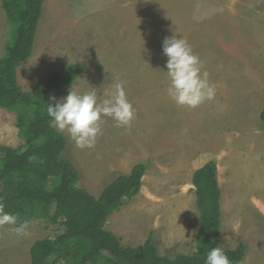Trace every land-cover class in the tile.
<instances>
[{"label": "rangeland", "instance_id": "rangeland-1", "mask_svg": "<svg viewBox=\"0 0 264 264\" xmlns=\"http://www.w3.org/2000/svg\"><path fill=\"white\" fill-rule=\"evenodd\" d=\"M172 36L184 37L199 56L216 88L214 100L190 109L169 97L162 44ZM9 37L0 0V59ZM70 65L84 68L72 85L79 94L95 91L99 101L121 84L136 114L127 129L102 117L92 149L77 148L62 133L64 155L80 171L79 187L99 197L118 176L138 164L148 167L139 195L106 229L125 247L152 236L162 256L192 255L201 228L193 177L215 161L223 194L221 247L245 243V264H264V0H46L19 84L31 91ZM24 144L16 115L0 108V145ZM54 213L52 206L30 222L24 236L10 225L0 228V264H31L38 240L64 233L63 219L51 220Z\"/></svg>", "mask_w": 264, "mask_h": 264}, {"label": "trees", "instance_id": "trees-1", "mask_svg": "<svg viewBox=\"0 0 264 264\" xmlns=\"http://www.w3.org/2000/svg\"><path fill=\"white\" fill-rule=\"evenodd\" d=\"M10 27L6 55L0 59V108L14 113L25 144L0 145V202L5 212L29 223L54 206L51 220L63 219L66 231L55 240H38L31 248V264H205L206 255L222 243V191L218 165L208 162L193 177L201 228L192 255L162 256L151 236L145 244L125 247L106 229L109 218L126 201L139 195L148 167L136 165L118 176L95 197L79 187L80 171L64 152L65 135L50 126V97L64 96L84 71L70 65L49 74L31 91L18 81V69L34 52L46 0H1ZM54 106V103H53ZM264 122V110L261 114ZM231 264H245L247 245L225 250Z\"/></svg>", "mask_w": 264, "mask_h": 264}, {"label": "clouds", "instance_id": "clouds-1", "mask_svg": "<svg viewBox=\"0 0 264 264\" xmlns=\"http://www.w3.org/2000/svg\"><path fill=\"white\" fill-rule=\"evenodd\" d=\"M162 51L167 57L165 67L170 81L167 93L178 106L195 109L205 101L214 100L216 88L209 82V73L202 71V61L184 37L165 38ZM49 99L50 126L60 133L66 132L81 150L95 147L101 134L102 117L111 118L116 127L126 129L136 118L135 109L121 84H116L114 91L99 101L95 91L79 94L73 86L61 100L56 101L54 96ZM4 209V203L0 202V228L10 225L17 236L27 235L29 222L21 221L18 215ZM205 264H231V261L223 248L217 246L208 251Z\"/></svg>", "mask_w": 264, "mask_h": 264}, {"label": "crops", "instance_id": "crops-1", "mask_svg": "<svg viewBox=\"0 0 264 264\" xmlns=\"http://www.w3.org/2000/svg\"><path fill=\"white\" fill-rule=\"evenodd\" d=\"M2 3V2H1ZM203 167V166H202ZM202 167H200V168H202ZM200 168H198L197 170H199ZM196 170V171H197ZM256 175H258V173H256ZM250 180H251V178H250ZM220 182V181H219ZM248 183L250 184V185H252L253 183H252V181H248ZM247 184V183H246ZM257 186H259L260 185V183H255ZM262 184V183H261ZM220 185H221V183H220ZM263 185H261V186H259V187H254V188H256L257 190H259V189H262L263 187H262ZM238 187V186H237ZM236 187V188H237ZM221 189H222V185H221ZM255 197V196H254ZM251 200H253L252 201V205H254V206H257L256 204L258 203V201L256 202V200H254L253 199V197H252V199ZM221 209H222V213H223V194H222V198H221Z\"/></svg>", "mask_w": 264, "mask_h": 264}]
</instances>
